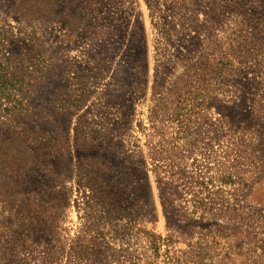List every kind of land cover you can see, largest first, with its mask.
I'll return each instance as SVG.
<instances>
[{"label": "rangeland", "instance_id": "obj_1", "mask_svg": "<svg viewBox=\"0 0 264 264\" xmlns=\"http://www.w3.org/2000/svg\"><path fill=\"white\" fill-rule=\"evenodd\" d=\"M19 2L0 0L2 60L27 81L30 131L55 144L47 171L116 170L97 182L124 222L169 242L157 264H264V0H104L95 15L64 0L29 17ZM138 160L147 182L115 189ZM66 189L59 235L33 236L23 264H46L93 216L90 192ZM112 245L144 254L123 232Z\"/></svg>", "mask_w": 264, "mask_h": 264}, {"label": "trees", "instance_id": "obj_2", "mask_svg": "<svg viewBox=\"0 0 264 264\" xmlns=\"http://www.w3.org/2000/svg\"><path fill=\"white\" fill-rule=\"evenodd\" d=\"M45 1V0H44ZM20 0L19 13L33 16L35 12L54 6H64V0ZM104 0H66V5L72 7L78 3L92 15L98 14ZM51 3V4H50ZM152 11V9H151ZM155 12V11H154ZM6 41H0V264H6L12 255V264H23L21 256L27 252L28 241L34 236L42 239L45 231L59 235L62 229L61 211L71 207L72 198L66 189L68 183L74 182L88 190L85 195L94 206L87 205L92 211V217L86 215L84 224L80 227L78 236L73 239L61 237L56 240L60 244L56 254L48 253L46 264H63L69 258L77 262H88L93 257L99 258L106 254L110 263L115 264H157L163 247H169V242L163 240L154 231L140 226V220L124 222L122 210L109 203L108 189L102 188L97 181L100 178H111L116 172L106 167L104 175L90 172L80 175L47 171L46 159L54 153L55 144L41 139L39 133L30 131L28 124V95L26 80L10 74L9 63L2 60ZM37 127V126H35ZM39 134V135H37ZM85 131L75 130V144L80 148L83 142L89 141ZM82 143V144H80ZM126 166L116 173L111 184L121 191L120 183L134 187L137 183L142 187L148 180V170L145 162L126 161ZM125 178V179H124ZM123 184V185H124ZM114 187V186H113ZM124 191L126 188L124 187ZM88 203V202H86ZM108 203V204H107ZM127 213L128 208L125 210ZM126 233L128 238L141 241L144 254L135 256L126 250L116 251L113 240L120 233ZM108 234L114 238L108 240ZM41 242V241H39ZM25 253V254H24ZM149 254V256H147ZM153 256V260L150 256Z\"/></svg>", "mask_w": 264, "mask_h": 264}]
</instances>
